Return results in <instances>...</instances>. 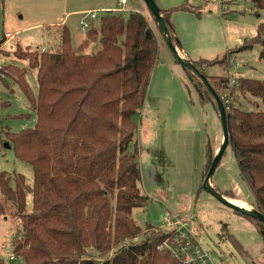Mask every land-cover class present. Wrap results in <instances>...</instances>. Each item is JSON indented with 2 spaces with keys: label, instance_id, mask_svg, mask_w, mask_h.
Listing matches in <instances>:
<instances>
[{
  "label": "trees",
  "instance_id": "trees-1",
  "mask_svg": "<svg viewBox=\"0 0 264 264\" xmlns=\"http://www.w3.org/2000/svg\"><path fill=\"white\" fill-rule=\"evenodd\" d=\"M251 1L256 9H264V0ZM180 9L202 12L201 7L187 3L161 8L179 46L171 14ZM114 11L122 10H107L96 17L97 23L92 20L77 48L67 24L62 25L56 49L18 44L15 55L38 69L37 95L26 79V68L8 64L37 112L35 125L20 130L2 125L0 119V155L8 143L15 156L34 170L33 186L23 173L0 172V190L15 203V216L21 222L13 237V252L27 264H200L198 260L187 263L182 252H175L180 234L176 227L148 223L143 228L132 216L134 207L149 202L139 186L142 170L135 116L147 96L159 58V41L142 12H131L126 18ZM98 40L99 49L85 52L89 43ZM5 41L3 34L0 42ZM257 43L264 45V21L255 35L231 51L240 52ZM260 54L264 58V50ZM193 62L224 101L229 144L240 174L253 192L251 204L264 212V79L241 75L230 88L226 74L206 72L211 64L223 65L225 57ZM190 73L201 96L210 94ZM0 80H5L1 73ZM225 89H229V102ZM208 97L218 110L214 97ZM241 97L256 107L244 108ZM5 102L0 90V106ZM212 159L209 144L206 171ZM28 190L33 193L32 212H27ZM4 213L0 201V214ZM243 214L264 240V223ZM225 234L241 247L231 232ZM0 264L11 262L0 256Z\"/></svg>",
  "mask_w": 264,
  "mask_h": 264
},
{
  "label": "rangeland",
  "instance_id": "rangeland-1",
  "mask_svg": "<svg viewBox=\"0 0 264 264\" xmlns=\"http://www.w3.org/2000/svg\"><path fill=\"white\" fill-rule=\"evenodd\" d=\"M82 1H1L0 38L3 31L13 34L7 43L1 44L0 42V73L5 78V80H0V90L2 99L6 101L0 106L2 125L13 130H20L33 127L37 121L36 110L19 83L15 81V71L10 70L8 64H16L26 68V79L36 95L38 94V69L31 67L28 60L17 57L14 50L18 44L23 47L30 46L32 49H41L42 47L56 49L59 47L62 28L60 25L65 18L64 13L67 8L78 5ZM165 1L156 0L159 5H163ZM173 1L177 3L182 0ZM141 2L143 0H129L128 8L114 12L121 13L127 18L131 12L138 10L143 4ZM223 2L227 5L224 13L221 14L218 11L217 5H213L211 8L214 9V14L223 17L226 34L230 37L228 44L231 48H236L239 43H243L246 38L257 33L259 24L264 21V9H256L251 0H223ZM202 6L204 7L203 2ZM145 8V16L159 39L160 59H164L166 53L171 54L172 62L175 64L172 65L173 68L182 69L184 72L187 69L183 68L177 61L149 8ZM58 13H61L59 19L56 18ZM98 13L101 15L104 12ZM79 17V15L67 16V25L70 29L72 45L75 48L86 38L87 33L82 29ZM98 20L99 18H96L93 22L97 23ZM38 22L41 24H36ZM100 47L99 40L92 41L84 50L91 53ZM262 50H264V45L261 43L236 53L229 50L221 55V58L222 56L225 57L223 65L220 64L221 62L211 64L206 72L209 75H223L225 68L227 70L231 67L233 83L235 78L241 75L264 79V58L260 54ZM232 63L234 64L232 65ZM190 74L189 70L185 71L183 81L188 86V93L190 98H193L194 104L174 108L178 110V113L182 112L183 109L187 113L192 108L198 114L201 131L192 132L185 129L186 132L191 133L192 138H189L188 135L181 138V133L184 131L178 128L176 121L171 120L169 122L165 118H162L161 121L156 118L157 112L163 114L167 110L165 107L167 101L165 100L159 104L154 96L148 95L145 108H141L135 116L138 122L135 140L138 144L139 160L145 170L139 186L141 192L148 196L149 202L146 206L134 207L132 216L143 228L148 223L169 227L165 225V215L178 213L182 219L187 218L189 220L190 228L198 230L199 234L196 239L208 250L210 259L215 264H264V240L257 226L243 213L222 203L211 191L202 188L207 173L208 145L211 144L214 156L217 148L221 145L223 130L219 112L208 97L210 94L205 92L206 97H202ZM223 94L227 98H231L229 89H225ZM250 98L256 99L252 96ZM240 99L244 108L254 109L256 107L252 101L242 97ZM154 118L155 123L152 120ZM134 147V144L130 145L131 150ZM150 162L154 163L158 171L155 181L151 180L146 173ZM1 171H6L13 176L15 173H23L26 176L27 184L33 186L34 170L32 165L17 158L9 146H6L0 155ZM211 182L220 192L227 193V197L244 198L250 206H253L251 204L254 200L253 192L240 174L231 144L227 145L215 168ZM12 184L14 185L13 179ZM0 201L7 209L16 207L15 203L1 190ZM33 209V193L28 190L27 212H32ZM7 216L9 219L5 223L4 230L8 236L6 243L2 244L0 241L2 244L0 250L4 252V259L9 260L11 264H27L22 257L9 259L13 252L12 239L21 222L13 213H8ZM227 230L237 238L241 247H238L225 234ZM49 264L67 263L52 262Z\"/></svg>",
  "mask_w": 264,
  "mask_h": 264
},
{
  "label": "crops",
  "instance_id": "crops-1",
  "mask_svg": "<svg viewBox=\"0 0 264 264\" xmlns=\"http://www.w3.org/2000/svg\"><path fill=\"white\" fill-rule=\"evenodd\" d=\"M1 1L3 2L5 0H0V7H1ZM202 2L203 0L202 1L182 0L176 3L173 0H166L165 2H163V5L162 4L160 5V7L168 8L181 3H187L190 6L192 5V6L201 7L202 12L200 15H198L192 10H186V9L175 10L172 12L171 21L173 23L175 34L178 36L181 43L180 46L178 45V48L180 49L183 55L189 57L192 60H196L200 58L219 59L221 58V55L223 53L225 54L227 53V51L232 49L230 47V44H228V42H230V37L228 36V34H226V25L224 24L223 17L218 14H214L213 13L214 9H212L211 7L209 8L203 7ZM128 3L129 0H127L125 3H121L120 0H83L80 4L66 9L64 13L65 18L62 20V24L60 26H62L63 24H67L68 15L69 16L79 15L80 16L79 18L81 20L82 15L87 11L93 10L98 13L107 10H115L117 8H123L122 10H125L126 8H128L127 7ZM141 3L143 4L140 5L137 11H140L145 15L146 14L145 7L148 6L144 0ZM60 14L58 13V15H56V18L59 19ZM36 24H41V23L38 22ZM3 34H5L6 36L5 43H7L8 40L11 39L13 36V34H10V32L8 31L7 32L3 31L1 37ZM240 44L242 43H239L238 45ZM172 60H173L172 56L169 53H166L164 59H160V57L158 58V61L155 64L154 69L152 71V76L148 87L147 96L148 95L154 96L156 98L157 103L159 104L163 100L167 101L165 105L167 110H165L163 114L157 112L155 115L158 120L162 121L163 120L162 118H165V120H168L169 122L171 120L176 121L178 128L184 131L183 133H181V138L184 137L185 135H188L189 138H192L191 133L186 132V130L188 131L191 130L192 132L201 131L199 116L192 108H190L187 113L184 112V109L182 110V112L179 113L177 112L178 110L176 108L178 106H186V107L191 106L194 104L193 103L194 101L193 98H190V95L188 93V86L183 81L184 73L187 70H184L183 72L182 69H178V70L176 68L174 69L172 65L175 64L172 62ZM206 69H208V66ZM224 74H226V68ZM147 96L142 109L145 108V104L147 103ZM172 108L174 109L172 110ZM152 120L155 123V118ZM141 122L143 123V121ZM159 129H161L160 126ZM156 130H157V126H156ZM147 131L149 130L147 129ZM218 149L219 147L217 148V150ZM140 165H141L142 178H143L145 170L144 167H142L141 163ZM149 165H153L155 167L154 163L152 162H150ZM157 174L158 171L156 169L155 176ZM239 199L246 201V199L244 198H239ZM5 210L6 213L0 214V241L2 242V244L6 243L8 236V234H6L4 230L5 223L9 219V216H7V214L13 213L15 215L16 207L12 209H7V207L5 206ZM4 215L6 216L4 217ZM2 244H0V249L2 248ZM3 253L4 252L0 250V256L3 257Z\"/></svg>",
  "mask_w": 264,
  "mask_h": 264
},
{
  "label": "water",
  "instance_id": "water-1",
  "mask_svg": "<svg viewBox=\"0 0 264 264\" xmlns=\"http://www.w3.org/2000/svg\"><path fill=\"white\" fill-rule=\"evenodd\" d=\"M144 1L146 2L150 12L154 16V19L158 23L166 42L171 47L172 51L174 52L176 58L179 60L180 64L185 69H189L194 75H196L202 81V83L204 84L206 89L209 91V93L214 97V100L218 105V112H219V115L221 118V123H222L221 125H222V130H223V139H222V142H221L219 149L217 150V152H215L213 159H212V162L209 166V169L205 175L203 187L205 189L211 191L215 195V197L217 199H219L222 203H224V204H226V205H228V206H230L236 210H239L245 214L252 215L264 223V212H262L261 210H259L255 206H251V208H246V207H243V206L235 203L234 201H232L231 198H228L225 194L220 192L212 184V182H211L212 175H213L215 168H216L217 164L219 163L223 153L225 152L227 145L229 144V140H230V134H229V129H228V125H227L226 107H225L224 101L222 100L220 95L216 92L215 88L213 87V85L209 81L206 74H204L197 67V65L193 62L192 59H190L189 57H187L181 53L180 49L178 48V44L176 43V41H175L172 33L170 32V29H169V27H168V25H167V23L163 17V14L161 12V7L156 2V0H144ZM6 145L9 146L8 143H6ZM146 172H147L149 178L151 180L155 181V177H156L155 176V173H156L155 167L153 165H149Z\"/></svg>",
  "mask_w": 264,
  "mask_h": 264
},
{
  "label": "built area",
  "instance_id": "built-area-1",
  "mask_svg": "<svg viewBox=\"0 0 264 264\" xmlns=\"http://www.w3.org/2000/svg\"><path fill=\"white\" fill-rule=\"evenodd\" d=\"M127 0H120L121 3H125ZM203 4L205 8L212 7L213 5H217L219 12L222 14L225 11V3L223 0H203ZM122 10L123 8H117ZM98 16L96 11L90 10L85 12L80 20L81 27L83 30H87L91 24V21ZM90 17V18H89ZM92 19V20H91ZM44 48V47H43ZM234 63H232L233 65ZM232 73L233 71L230 69L226 70V75L230 79V88L233 85L232 82ZM227 102L230 101V98H227ZM165 225L170 227H176L179 231V239H178V246L175 252L178 251L182 252L185 255V261L187 263L199 261L200 264H215L211 259L209 252L206 248H204L200 242H198L197 235L198 230H193L189 227L190 222L187 218L182 219L178 213H167L165 215ZM17 257L14 252L11 253L9 259H13Z\"/></svg>",
  "mask_w": 264,
  "mask_h": 264
},
{
  "label": "bare ground",
  "instance_id": "bare-ground-1",
  "mask_svg": "<svg viewBox=\"0 0 264 264\" xmlns=\"http://www.w3.org/2000/svg\"><path fill=\"white\" fill-rule=\"evenodd\" d=\"M232 201H234L235 203L243 206V207H246V208H251L250 204H248L246 201L242 200V199H239V198H234L232 199Z\"/></svg>",
  "mask_w": 264,
  "mask_h": 264
}]
</instances>
